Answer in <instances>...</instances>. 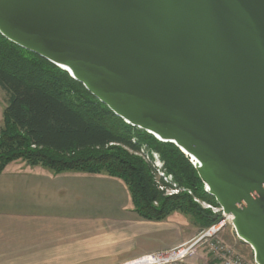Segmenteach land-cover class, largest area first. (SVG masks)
Instances as JSON below:
<instances>
[{"label":"water","instance_id":"1","mask_svg":"<svg viewBox=\"0 0 264 264\" xmlns=\"http://www.w3.org/2000/svg\"><path fill=\"white\" fill-rule=\"evenodd\" d=\"M0 32L179 146L264 264V0H0Z\"/></svg>","mask_w":264,"mask_h":264},{"label":"trees","instance_id":"2","mask_svg":"<svg viewBox=\"0 0 264 264\" xmlns=\"http://www.w3.org/2000/svg\"><path fill=\"white\" fill-rule=\"evenodd\" d=\"M0 87L7 102L0 126V173L20 159L55 173L105 174L125 183L143 219L162 221L175 211L193 216L201 226L219 219L194 199L218 205L179 146L126 122L67 70L1 32ZM144 143L160 153L165 174L172 175L171 182L161 181L192 193L166 195L160 189L154 165L135 153Z\"/></svg>","mask_w":264,"mask_h":264},{"label":"crops","instance_id":"3","mask_svg":"<svg viewBox=\"0 0 264 264\" xmlns=\"http://www.w3.org/2000/svg\"><path fill=\"white\" fill-rule=\"evenodd\" d=\"M119 181L105 174L55 173L20 159L9 163L0 173V264H125L161 249L135 254L134 244L125 247V237L120 249L103 238L98 217L86 211L72 212V207L88 206L95 197L105 200L100 197L102 186L105 190L109 184L117 188ZM94 184H98L96 196ZM183 240L185 237L176 243ZM118 250L125 252L118 261L102 262Z\"/></svg>","mask_w":264,"mask_h":264},{"label":"rangeland","instance_id":"4","mask_svg":"<svg viewBox=\"0 0 264 264\" xmlns=\"http://www.w3.org/2000/svg\"><path fill=\"white\" fill-rule=\"evenodd\" d=\"M4 92L5 91H3V89L0 87V126L3 123V108L7 103L6 101H3V98L5 99L6 96V93ZM142 146L143 148H145V150L148 151V155L151 157L150 159L153 160V162L147 159V156H145L144 153H141V150L135 153L141 155L146 161L151 163V165L160 163L161 169L165 171L164 161L162 160L160 153L150 148L147 143H144ZM14 164L15 162L12 164V166H14ZM155 172L157 181L156 183L160 187V184H164L161 181V177L163 178V180L164 177L159 175L158 171L155 170ZM166 176H168V178L172 181V175L167 174ZM121 183L125 184L123 181ZM121 183H118L117 188L115 185L109 184L107 190H105L104 185L102 186V194L100 197L105 200L99 201L95 197L92 202L88 203V206L83 205L71 208L72 212L74 213L75 211L77 213L86 211L87 213L98 217V224H102L104 227L102 230L103 238L108 242L112 241L114 244H117L120 249L122 248V240L124 239V237L126 239L125 247L128 248L129 246L131 247L134 244L132 247L134 250L133 253L135 254H139L144 251H150L159 247H162L161 249L169 248L190 239L191 237L197 235L203 228L209 226H201L193 216L180 211L173 212L162 221H151L143 219L142 217H139V215L134 211L130 193L126 185H124L123 187ZM97 187L98 184H94L93 191L95 196L97 193ZM177 188H179V191L187 190L189 193L190 191L192 193V190L188 188L178 186ZM160 189L162 188L160 187ZM162 190L166 195H170V190H167V188ZM195 198L197 197L194 196V199ZM199 200L200 201L197 202H199L204 208H206L205 204L207 201L201 199ZM119 215L124 216V221L123 219L117 218L120 217ZM231 228L232 224L228 222L226 229L223 232L224 239L229 243L236 244L238 250L242 252L246 257H253L254 255L251 246L244 242L242 239H237V234L235 233V237ZM182 237H185V240L176 243V241ZM205 252L206 249L200 252V256H198L197 259H207L208 255ZM121 253L124 254L125 252L123 250L112 251L109 253L108 258H104L102 262L111 263L114 261H118L121 257H123V254Z\"/></svg>","mask_w":264,"mask_h":264},{"label":"built area","instance_id":"5","mask_svg":"<svg viewBox=\"0 0 264 264\" xmlns=\"http://www.w3.org/2000/svg\"><path fill=\"white\" fill-rule=\"evenodd\" d=\"M146 158L151 160L148 151L145 148L141 149ZM195 165V161L190 159ZM153 162V160H151ZM158 163V162H155ZM159 175L164 177V180L171 181L166 176L165 171L161 169V164H154ZM162 189L170 190L169 194L178 192L179 188L167 187L165 184H160ZM206 190L208 187L205 185ZM191 193V191H190ZM200 201L199 198H195ZM206 208H210L214 213H221L219 219L203 228L197 235L190 239L169 248L148 252L138 256L137 258L126 262L125 264H258L253 257H246L240 252L234 243H229L224 239L223 232L226 229L227 223L232 224V232L235 235L236 230L233 224V215L225 213L221 205H214L209 202L205 204ZM237 234V233H236ZM236 237V235H235ZM237 239H241L238 235ZM206 249L207 259H197L200 252Z\"/></svg>","mask_w":264,"mask_h":264},{"label":"bare ground","instance_id":"6","mask_svg":"<svg viewBox=\"0 0 264 264\" xmlns=\"http://www.w3.org/2000/svg\"><path fill=\"white\" fill-rule=\"evenodd\" d=\"M191 158H193V157H191Z\"/></svg>","mask_w":264,"mask_h":264}]
</instances>
